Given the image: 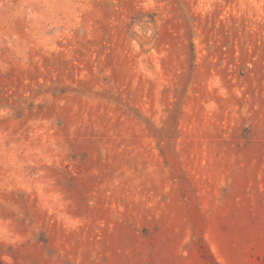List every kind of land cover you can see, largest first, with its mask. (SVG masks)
<instances>
[{"label": "rangeland", "instance_id": "1", "mask_svg": "<svg viewBox=\"0 0 264 264\" xmlns=\"http://www.w3.org/2000/svg\"><path fill=\"white\" fill-rule=\"evenodd\" d=\"M0 264H264V0H0Z\"/></svg>", "mask_w": 264, "mask_h": 264}]
</instances>
